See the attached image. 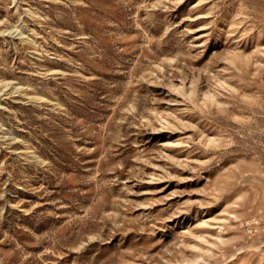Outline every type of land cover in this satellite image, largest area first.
Here are the masks:
<instances>
[{
	"label": "rangeland",
	"instance_id": "1",
	"mask_svg": "<svg viewBox=\"0 0 264 264\" xmlns=\"http://www.w3.org/2000/svg\"><path fill=\"white\" fill-rule=\"evenodd\" d=\"M0 264H264V0H0Z\"/></svg>",
	"mask_w": 264,
	"mask_h": 264
},
{
	"label": "bare ground",
	"instance_id": "2",
	"mask_svg": "<svg viewBox=\"0 0 264 264\" xmlns=\"http://www.w3.org/2000/svg\"><path fill=\"white\" fill-rule=\"evenodd\" d=\"M204 222H205V220L202 221V223H204ZM202 223H201V224H202Z\"/></svg>",
	"mask_w": 264,
	"mask_h": 264
}]
</instances>
